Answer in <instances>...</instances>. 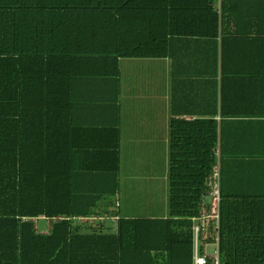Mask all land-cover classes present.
<instances>
[{"label": "trees", "instance_id": "obj_1", "mask_svg": "<svg viewBox=\"0 0 264 264\" xmlns=\"http://www.w3.org/2000/svg\"><path fill=\"white\" fill-rule=\"evenodd\" d=\"M216 1L0 0V264H193L194 218L217 164L221 264H264V202L225 189L238 182L227 131L250 119L243 130L264 133V0H221L220 13ZM249 44L258 109L237 117L225 109V81ZM122 58H173L183 80L205 79L210 108L172 106L183 118L170 121L168 217H124L119 204L111 230L92 225L120 190ZM83 87L81 104L113 108L87 126V143L73 117ZM97 129L109 138L93 143Z\"/></svg>", "mask_w": 264, "mask_h": 264}, {"label": "crops", "instance_id": "obj_2", "mask_svg": "<svg viewBox=\"0 0 264 264\" xmlns=\"http://www.w3.org/2000/svg\"><path fill=\"white\" fill-rule=\"evenodd\" d=\"M243 56L246 58H230V71L227 72L225 81L226 95L230 98L225 103V109L239 111V114L234 115L237 117L243 116L240 114L243 111L258 109L254 95L257 83L252 79L257 76V58L255 52L251 54L250 44L247 54ZM180 70L181 64L175 63L173 58L120 59V190L117 196L108 200V211L116 210L115 203L119 202V212L124 217H168L170 121L172 117H176L171 113L172 106L191 111L210 108L208 90L204 87L207 83L205 79H201L200 83L193 79L183 80L179 75ZM107 83L104 82L101 91L108 89ZM217 92L220 101V75L217 77ZM88 95L90 92L86 87L78 91L80 102L74 107L73 116L74 125L78 126L75 129L78 133L77 140L83 143L90 141L87 126L96 127L113 115L110 103L95 106L81 104ZM261 108L264 111V106ZM218 110L220 111V104ZM185 118L193 120L204 117L190 115ZM217 119H220L219 115ZM243 120L242 124L233 125L237 129L233 128L229 133L227 131L225 136L228 156L235 166L230 173L237 176L238 181L231 182L225 189L229 195L244 199L246 203L257 200V195L261 198L258 200L264 202V133L250 128L243 130L253 125L250 119ZM256 125L262 127L264 123ZM97 130L91 131L93 143L109 138V132ZM124 155L128 161L124 159ZM139 175L143 177L136 178ZM115 225L114 221L113 227Z\"/></svg>", "mask_w": 264, "mask_h": 264}, {"label": "built area", "instance_id": "obj_3", "mask_svg": "<svg viewBox=\"0 0 264 264\" xmlns=\"http://www.w3.org/2000/svg\"><path fill=\"white\" fill-rule=\"evenodd\" d=\"M215 9L221 12V0L215 3ZM209 190L202 197L199 217L194 218V256L193 264H221L220 229H221V184L220 167L215 165L208 178ZM209 197V200H207ZM119 202H116V207ZM117 218V217H114ZM78 220H87L78 218ZM211 248V249H210Z\"/></svg>", "mask_w": 264, "mask_h": 264}, {"label": "rangeland", "instance_id": "obj_4", "mask_svg": "<svg viewBox=\"0 0 264 264\" xmlns=\"http://www.w3.org/2000/svg\"><path fill=\"white\" fill-rule=\"evenodd\" d=\"M142 108H145V106L142 105ZM171 129V128H170ZM124 159H126V161H128V158L124 155ZM125 165V163H124ZM143 177V175H139V176H136V178H141ZM132 187V186H131ZM133 189V188H132ZM134 190V189H133ZM129 191H131L129 189ZM136 191V190H134ZM137 193V192H136ZM131 194V193H130ZM207 200H209V197H207ZM115 210L113 209V211L111 212H114ZM114 221H116V218H114V214L106 211V213L103 214V216L101 218H98L97 221L94 222V224L92 226L96 227V226H103L105 225L106 226V229H109L111 228V230L115 229V226L113 228V225H114ZM103 222V223H102ZM37 226H38V230L39 231H47L49 229V221L48 220H45V219H38L37 220ZM86 227L85 225H83V228ZM99 228V227H97ZM211 249V248H210Z\"/></svg>", "mask_w": 264, "mask_h": 264}]
</instances>
